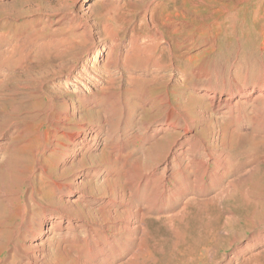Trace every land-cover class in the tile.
Returning a JSON list of instances; mask_svg holds the SVG:
<instances>
[{"label":"rangeland","instance_id":"rangeland-1","mask_svg":"<svg viewBox=\"0 0 264 264\" xmlns=\"http://www.w3.org/2000/svg\"><path fill=\"white\" fill-rule=\"evenodd\" d=\"M0 81V264L58 262L63 252L85 264H149L148 235L166 227L156 217L199 185L194 193L210 198L211 174L228 166L233 179L249 172L237 195L245 188L238 196L250 204L224 206L226 247L213 260L198 250L196 264H246L264 250L228 261L264 233V0H0ZM168 161L170 177L197 181L157 216L148 205L165 196L155 206L146 196L166 185ZM129 218L139 229L119 231ZM154 257L188 264L172 241Z\"/></svg>","mask_w":264,"mask_h":264},{"label":"bare ground","instance_id":"bare-ground-1","mask_svg":"<svg viewBox=\"0 0 264 264\" xmlns=\"http://www.w3.org/2000/svg\"><path fill=\"white\" fill-rule=\"evenodd\" d=\"M203 1V0H202ZM211 1V0H210ZM242 1V0H241ZM201 3V2H200ZM205 3V2H204ZM237 5V4H236ZM221 9H227L228 8V5H221V7H219ZM9 63V62H8ZM5 65V64H4ZM8 65V64H7ZM72 76V70L69 71V73L67 74V79H69L70 77ZM20 81V80H19ZM26 81V80H24ZM2 82V81H0ZM21 82H23L21 80ZM26 83H21V87L24 86ZM27 85H25L26 87ZM18 87V86H17ZM80 91L83 90V89H79ZM90 93V92H89ZM86 96V95H85ZM196 101L194 100L191 104H189V107H193V104L195 103ZM185 104V103H184ZM183 104V105H184ZM81 105H77V108H80ZM185 106V105H184ZM187 107V106H186ZM188 107V110L190 109ZM203 110H205L204 108H200L198 109V112H203ZM173 111H172V108L171 109H168L166 115H165V118L163 120L164 122V125L166 127L168 126H171V123H170V118L173 116ZM85 115V114H84ZM67 118V117H66ZM66 118H63L62 119V122L66 120ZM206 118V117H205ZM174 120V119H173ZM186 123V121H184ZM182 123V121H181ZM183 124V123H182ZM191 124V123H189ZM196 125V124H195ZM201 125V124H200ZM203 125V124H202ZM188 126V125H187ZM204 126V125H203ZM81 127V126H79ZM191 127V126H190ZM183 128V127H182ZM195 128V126H194ZM185 129V128H184ZM201 130V128H199ZM198 129V130H199ZM199 130V131H200ZM203 132V131H202ZM68 133V132H67ZM78 135L80 136L81 133L80 132H77L76 134L75 133H70L69 134V138L70 140L72 141H75V138L78 137ZM178 135V134H177ZM85 139V138H84ZM195 140V139H194ZM204 140V139H203ZM191 142V141H190ZM188 142V145L189 143ZM158 143V142H157ZM169 143V141H168ZM204 143V142H203ZM259 143H262V142H259ZM229 144V143H228ZM171 145V144H170ZM225 146V144H224ZM167 147V146H166ZM189 147V146H188ZM168 148V147H167ZM165 149V148H164ZM187 149V148H186ZM163 150V149H162ZM168 149H165L163 150V153L159 154V158L157 160H154L155 161V164L152 163V165H156L157 163H159L160 161H165L166 160V156H167V153H168ZM180 151V150H179ZM185 151V150H184ZM211 151V149H210ZM174 154V153H173ZM180 154V152H179ZM213 155V154H211ZM220 155V154H219ZM242 155V154H241ZM215 156V155H213ZM225 156V155H224ZM227 157V156H226ZM215 158V157H214ZM112 159V158H111ZM226 159V158H225ZM214 160V159H213ZM212 160V161H213ZM220 159L216 157L215 159V163L218 162ZM224 161V160H223ZM222 161V162H223ZM235 161V160H234ZM110 162V160H109ZM232 162V161H231ZM231 162L227 163L230 164L231 166ZM201 163L202 162H198L197 164V167L200 168L202 167L201 166ZM227 163L225 165H227ZM169 164L170 161L166 162L162 168L163 172L164 173H169V175L167 177H169V179L166 181V185H161V187L159 188V184L157 185V187L154 185V188L153 190H156L155 192H152V190H149L151 193L146 196V198L148 197V199L152 198L153 197V200L151 199V205H154L156 204V201H157V198L161 197L162 196H165V200L166 201H159L158 202V206L156 207H152L150 205L149 208H147V211L149 212H152L154 214H156L157 216L160 214V209L159 206H163L168 204L167 202L169 201L170 199V196H172V194H174L175 196L178 197V200L177 202L180 200V196H185L186 194L184 192H186L187 190L190 191L191 188H193L192 186L195 184L193 182H196L197 180L196 179H193V180H189L187 176H185L184 178L182 179H176V172L172 173L171 174V177H170V171L172 169H170L169 167ZM203 164V163H202ZM218 164V163H217ZM221 165V163H220ZM151 166V167H153ZM209 166V165H208ZM228 166V165H227ZM242 167V166H240ZM245 167V166H244ZM215 168V167H214ZM252 168V167H251ZM177 169V168H176ZM203 169H205L203 167ZM203 169L200 168V171H202V173L198 174V181L201 180V183L202 181L205 180L204 176V172H203ZM233 169V168H232ZM231 169V171H232ZM239 169V167H238ZM246 169V168H245ZM186 170V169H185ZM199 170V169H197ZM215 170V169H214ZM236 170V169H235ZM240 170V169H239ZM242 170V169H241ZM199 171V172H200ZM229 169V166L226 167L225 169H223V171L214 178V176L211 174L210 176V182H209V185L211 186L212 184L214 185H219V189H216L217 191H215L216 193L212 194V196H210V198H202V195H201V198L198 196L199 194H196L194 192L198 191L199 188H200V181H199V184H197V186L199 185V188L197 189H194L196 191H194L192 189V197L191 198H188L186 199V197H184L186 200L184 203H181L183 204L182 206L179 205V209H166V213L163 215H160L158 217H156V219L158 218V222H161L160 226H163L165 227V230H160L159 226L157 227V231H156V234H150V236L148 235L149 237V240H150V237H151V244L149 245L150 247L148 248L147 250V259L150 260V263L152 262V264H156L158 261L157 259L154 257L156 255H160L162 253V246L165 242L167 241H172L174 243V246H177V248L182 252V257L184 258H187V263L188 264H196L197 263V260H196V255L197 254V251L198 250H202V248L206 249V251H208V253L210 254V257L211 259L215 256V253L220 250L221 248L223 247H226L223 245L224 241L226 240L225 237H223L222 233L224 231L227 230V228L230 226V221L233 219V214L231 215H224L223 214V211H225V208L228 207L229 210H226L227 212L232 210L231 207H233V210L234 212L236 211L235 209L239 210L241 208V206L245 207L248 206L250 204V201H249V197L250 196H246L247 193L245 195H243V192H242V195H240L242 198H239V194L241 193L242 190H245V188L243 189L242 187V190L241 191H238L240 192L238 195H237V189H238V185L241 184V182H243L244 180H242V176H244L245 174L249 173V172H245L243 171L244 173L237 176L236 178L233 179V176L230 177L232 174ZM143 172V171H142ZM140 172V173H142ZM162 172V173H163ZM233 172L236 173V171H234L233 169ZM239 172V171H238ZM189 173V172H187ZM186 173V174H187ZM196 174V173H195ZM216 174V173H214ZM218 174V173H217ZM188 175V174H187ZM200 175V176H199ZM238 175V174H237ZM163 176V174H162ZM197 176V175H196ZM249 176V175H248ZM156 177V176H155ZM230 178H232L231 180H228ZM235 177V176H234ZM251 177V176H250ZM146 178V177H145ZM180 178V177H179ZM228 178V179H227ZM244 178V177H243ZM150 178H146V182H149ZM161 179V178H159ZM167 179V178H166ZM225 179H227L228 181L226 183L225 182ZM196 180V181H195ZM241 180V181H239ZM250 180V183H251V180L252 179H248V181ZM175 181V182H174ZM192 181V182H191ZM209 181V180H208ZM153 182V180H152ZM161 182V181H160ZM169 182V183H168ZM174 182V183H173ZM205 182V181H204ZM212 182V183H211ZM240 182V183H239ZM246 182V181H245ZM249 183V182H248ZM143 184V183H142ZM152 184V183H150ZM205 184V183H204ZM252 184V183H251ZM174 185L177 186L176 189H174ZM208 185V186H209ZM115 186V185H114ZM142 186V185H141ZM148 186V185H147ZM173 186V187H172ZM196 186V187H197ZM207 186V185H206ZM207 186V187H208ZM245 186V185H244ZM249 186V185H248ZM247 186V187H248ZM109 188L111 187V184L108 186ZM156 187V189H155ZM202 187V186H201ZM246 187V188H247ZM251 187V186H250ZM149 188V187H148ZM171 188L173 190H171ZM216 188V187H215ZM218 188V187H217ZM112 189V188H111ZM110 189V190H111ZM143 189V188H142ZM158 189V191H157ZM201 189V188H200ZM210 189V188H208ZM206 189V190H208ZM141 190V189H140ZM145 190V188H144ZM147 190V193H149ZM212 190V189H211ZM248 190V189H247ZM263 190V189H262ZM146 191V190H145ZM187 191V192H188ZM209 191V190H208ZM249 191H254L253 189L252 190H249ZM248 191V192H249ZM144 192V191H143ZM200 192V190H199ZM210 192V191H209ZM214 192V190L212 191ZM247 192V191H246ZM250 192V193H251ZM256 192V191H255ZM254 192V193H255ZM264 192V191H263ZM140 192H138V194H140ZM178 193H180V196L178 195ZM203 193V192H202ZM257 193V192H256ZM261 192H259V195H260ZM146 194V193H145ZM252 194V193H251ZM123 196V194H121ZM144 195V193H143ZM147 195V194H146ZM249 195V194H248ZM255 195V194H254ZM258 195V194H257ZM262 195V194H261ZM209 196V195H208ZM141 197V196H140ZM174 198V196H172ZM122 198V197H121ZM144 199V198H143ZM160 199V198H159ZM158 199V200H159ZM176 199V198H174ZM140 201V200H139ZM144 201V200H143ZM149 201V200H148ZM147 201V202H148ZM171 201V199H170ZM123 202V199H119V202L118 204L122 203ZM146 202V203H147ZM173 202V201H172ZM182 202V201H180ZM142 203V202H140ZM116 204V205H118ZM145 204V203H144ZM148 204V203H147ZM165 205V206H166ZM142 206V205H141ZM145 206V205H143ZM171 206V205H170ZM176 206H178V204L176 203ZM224 206H226L224 208ZM133 207V206H132ZM214 207V209H213ZM242 207V208H243ZM170 208V207H169ZM176 208V207H175ZM217 208V209H216ZM248 208V207H247ZM251 208V207H250ZM179 210V211H178ZM135 211V210H134ZM146 211V212H147ZM164 211V210H163ZM165 212V211H164ZM233 212V213H234ZM250 212V211H249ZM121 213V212H120ZM123 213V212H122ZM226 213V212H225ZM251 213V212H250ZM113 214V213H112ZM125 214V213H123ZM142 214V218H145L144 216V213H140ZM126 215V214H125ZM239 215V214H238ZM114 216V215H113ZM243 216V215H242ZM236 217V216H235ZM106 219H114L112 216H111V213H107V216L105 217ZM128 218V217H127ZM141 218V219H142ZM244 218V217H243ZM161 219V220H160ZM132 219L129 218L125 221H123V224L119 226L118 230L119 231H122L123 233H127V232H135L136 229H139V227H136L135 224L131 221ZM178 225H182L184 227V231L183 233L180 232V230H177L175 228L176 226V223ZM247 221V220H246ZM238 222V221H237ZM175 223V224H174ZM53 225V224H52ZM190 226V228H189ZM247 227V226H246ZM230 228V227H229ZM255 228V227H253ZM164 229V228H163ZM178 229V228H177ZM248 229V228H247ZM223 231V232H222ZM48 232V231H47ZM130 234V233H128ZM153 235V236H151ZM226 236V235H225ZM233 240V239H232ZM261 242H264V233H260V232H254V234L251 236L250 240L249 241H246L245 243H243V245H239L238 247L234 248V250L232 251V253L230 254L229 258H228V261H233L238 255L240 254H243L245 252H247L248 250H250L251 248H253L254 245H256L257 243H261ZM52 241H50L48 244L45 245V248H49L50 245H51ZM211 245L210 247L207 248V245ZM144 245V244H143ZM231 246V245H230ZM173 247V246H172ZM172 247H170L172 249ZM166 248V247H165ZM169 248V249H170ZM43 250V249H42ZM173 251V250H172ZM260 251V250H259ZM201 252V251H200ZM180 253V252H179ZM219 253V252H218ZM156 254V255H154ZM175 254V253H174ZM84 255V254H83ZM143 255V254H142ZM217 255V254H216ZM42 256V255H41ZM85 256V255H84ZM144 256V255H143ZM163 256V255H162ZM204 256V255H203ZM62 259L59 260L57 262V259H55L54 262H50V263H46V264H83V262H75L77 259H74L68 254V253H64L62 254ZM264 257V250L260 251V252H257L255 254H251L248 258L244 259L243 262L245 261L246 264L248 263H252L253 264H259V260L260 258ZM132 258V257H131ZM161 258V257H160ZM159 258V259H160ZM201 258V257H199ZM50 259V258H49ZM59 259V258H58ZM93 259V258H92ZM144 257L142 258V260L140 259L137 264H145L144 263ZM146 259V261H147ZM162 259V258H161ZM164 259H165V256H164ZM45 260V259H44ZM85 260V259H84ZM213 260V259H212ZM211 260V261H212ZM89 261V259L87 260ZM100 261V260H99ZM137 261V259H136ZM145 261V262H146ZM219 261V260H218ZM201 262V261H200ZM214 262V261H213ZM98 263V261H97ZM101 263V262H100ZM148 263V262H146ZM207 263V260L204 262V264ZM85 264V263H84ZM160 264V263H159ZM227 264V263H226Z\"/></svg>","mask_w":264,"mask_h":264}]
</instances>
